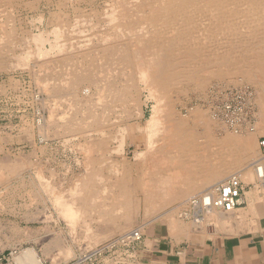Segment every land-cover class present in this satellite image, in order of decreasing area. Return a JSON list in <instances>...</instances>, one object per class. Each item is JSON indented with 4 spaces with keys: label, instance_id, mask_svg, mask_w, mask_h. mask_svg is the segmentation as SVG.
I'll return each instance as SVG.
<instances>
[{
    "label": "bare ground",
    "instance_id": "6f19581e",
    "mask_svg": "<svg viewBox=\"0 0 264 264\" xmlns=\"http://www.w3.org/2000/svg\"><path fill=\"white\" fill-rule=\"evenodd\" d=\"M16 1L0 0V6L11 7ZM62 1L56 0L57 11L49 18L50 22H56L55 45H52L59 54L51 56L52 48L45 49L39 52L41 64L35 59L31 62L32 67L37 65L47 70L43 80L45 99H59L60 112L53 111L50 104L48 117H38L35 126L30 122L25 130L36 128L41 138L59 134L66 140L75 139L77 149L84 154L77 159L84 171L76 179L72 177L76 182L69 194V188L66 190L68 195L62 194L65 189L61 192L65 200L61 201V213L69 225L96 239L88 243H96L116 229L124 232L116 240L128 241L141 234L140 226H130L142 203L148 215L177 203L172 209L168 207L154 215L155 218L166 215L170 223H176L172 220L174 208L177 211L184 203L192 204L198 196L201 204L206 205L203 210L208 214L206 217L213 216L216 210L228 211L213 206L211 200L215 186L234 175L229 173L230 166H242L253 160L256 175L261 178L264 174L262 156L256 157L253 150L255 134L241 131L233 134L238 130L231 123L234 132L231 129L219 136L218 130L224 126L215 117L211 118L205 107L180 112L175 105L189 89L201 93L214 79L253 84L263 89V96L259 97L264 102V0H106L102 16L93 11L96 21L84 26L90 29L89 33L77 35L75 40L71 38L73 41L66 39L64 27L68 28L65 24L70 21ZM9 21L8 13L0 20V58L8 46L18 41L17 37L21 38L17 36L14 20ZM50 75L56 80L48 83ZM146 111H150L149 116ZM261 113L257 131H264V104ZM132 133L137 141L129 156L127 136ZM134 163L140 166L138 177ZM33 166V163L27 166L24 161L0 164V184ZM40 167L34 168L44 183L39 187L53 192L57 183L49 179L56 172L50 170L45 176L40 173ZM218 168H222L223 175L215 179ZM199 174L206 177L207 185L194 194L188 183ZM3 206L0 201V207ZM27 212L24 220L31 218V211ZM197 219V216L193 219L194 223ZM80 221L85 224H79ZM101 225H108L110 231L93 230ZM101 250L95 248L76 262H83ZM71 252L65 248L62 254L69 256ZM17 255L15 261L20 264H40L32 247L23 248Z\"/></svg>",
    "mask_w": 264,
    "mask_h": 264
},
{
    "label": "rangeland",
    "instance_id": "374dc122",
    "mask_svg": "<svg viewBox=\"0 0 264 264\" xmlns=\"http://www.w3.org/2000/svg\"><path fill=\"white\" fill-rule=\"evenodd\" d=\"M55 2L56 0H31V2L26 4L18 0L11 7L6 6V4L0 6V13H2L0 14L2 15L0 16V20L8 13L9 22L11 23V20H14L16 32H18L17 36H21V38L17 37V44L8 46L0 58V164L24 161L29 166L30 163H33L35 167L41 166L40 168L42 170L40 173L45 176L50 173V170L55 171L54 177H51L49 180L50 182L57 183V188L53 192L41 189L39 186H44V183L36 176L34 172L35 167L33 166L31 170L26 168L20 174L12 175L6 182L2 183L3 186L0 184V190H4H2V193L0 192L3 197L0 201H3L5 206L0 207V264H18L19 262H17L18 260L14 256L19 254L23 248L25 249L27 247H32L40 264H94L102 257V254H104L103 251L108 248L106 246L109 242L120 241L123 244L130 243L129 240H116L118 238L117 236H120L124 232L117 233L116 235H112L113 232H111L109 235L97 240L96 243H88L90 239L91 242H94L96 239L92 238L91 235H86L87 232L83 229H74L69 225L70 222L68 223L61 213V201H65L61 198V192L64 189L68 191L69 188V194L70 188L76 182V175L84 171L83 166L77 162V159L83 158L84 154L77 149L76 143H74L75 139L73 140L71 138L70 141V137H66L69 140L64 139L68 143H63L64 139L59 134H50L49 138H41L36 128H30L29 131H27L28 129L25 130V127L30 122L35 126V123L39 119L38 117L41 119L43 116V118L48 117L50 104L54 107L53 111L56 109L57 112H60L58 103L61 102L59 99H50V101L45 99L47 95L43 90V80L46 77L45 75H47V70L43 67L41 69L37 65L35 67L31 66L33 59L41 64L43 61L40 57L42 50L52 48L51 56L59 54L57 53V47L54 46L55 37H53L56 35V22L52 23L49 21L51 14L57 11ZM62 3L64 5L62 7L63 11L66 12L70 21V23L65 24L68 28L64 27L66 39L73 41V39L75 40V36L89 33L87 31L90 29H87V27L85 29L84 26L96 21L93 16V11L101 15L106 0H63ZM73 7L77 9L76 12ZM94 7L97 10L96 8L93 9ZM83 18L87 19L82 20ZM75 19L80 20V23H76ZM89 20L91 21L89 22ZM82 29L83 31H81ZM44 36L46 37L45 39ZM71 38L73 39L71 40ZM34 55L35 57H33ZM55 69H59V67H55ZM52 76H49L50 80L48 83L56 80ZM215 81L217 80H211V83L204 89L205 91H201V93L200 91L196 92L193 89H189L188 94L180 100V105L176 104L175 108L183 112L184 109L190 110L200 106L204 109L205 107L206 112H208L207 114L209 115L210 112V117H215L225 127V130L223 127L218 130L219 132L217 131L219 136L226 133L225 131L232 129L231 123L237 127H234L236 129L235 131L238 130V132L233 134H241V132L248 134L249 132H254L253 150L255 151L256 157H261L262 152L259 146V139L264 136V131H257V127L260 122V116L262 115L261 108L264 104L259 97L263 96V89L243 80L235 82L229 80ZM260 90L261 93L259 92ZM59 107L62 109L61 106ZM149 114L150 111H146V116H149ZM58 117L56 115V118ZM255 122H257V125ZM21 126H24V129H21ZM231 131L234 132L233 129ZM246 131L247 133H245ZM127 140L128 146L131 147L126 151V154L132 156L133 152L131 149L136 146L137 141L135 134H129ZM139 143L141 144V142ZM65 147L69 150H66ZM134 169L135 175L138 177L141 173L138 163H134ZM231 174L235 175V173ZM72 177L75 179H72ZM30 179H33L34 182ZM65 191L62 194L66 196L68 194ZM141 196L142 194L140 193L139 197L141 198ZM190 205V201L184 203L183 206L181 205L172 218L174 219L176 216L180 220L185 218H191L193 220V216L190 214L191 217H189L188 213ZM168 207L172 209L174 206L169 205L165 209L162 208L159 212L163 213ZM27 211H31V215H29L31 220L29 218L24 220L23 218L28 213ZM159 212L156 214L149 213L148 215L142 203V207L134 216L130 228L140 226L139 221L141 220L142 224L154 220L156 215H159ZM206 214L203 212V216L196 215L199 217L196 223L198 224L199 221H203L202 217L205 218ZM79 224L83 225L85 223L80 221ZM93 230H100L102 232L103 230L106 232L110 231L108 225H101V227L94 228ZM100 240L101 242H99ZM64 245L65 247H63ZM65 248H69L72 251L69 256L62 254ZM95 248H102V250L96 254L94 253L95 255L91 259L88 258L83 262L77 263L78 257L80 258L81 256L90 254Z\"/></svg>",
    "mask_w": 264,
    "mask_h": 264
},
{
    "label": "crops",
    "instance_id": "0c3cea01",
    "mask_svg": "<svg viewBox=\"0 0 264 264\" xmlns=\"http://www.w3.org/2000/svg\"><path fill=\"white\" fill-rule=\"evenodd\" d=\"M261 163L264 170V157ZM231 166L229 173L238 175L242 187L235 208L216 210L198 224L176 216V223L164 217L143 224L141 220L139 241L129 245L114 242L94 264H264V174L261 178L256 175L253 160L243 167ZM222 175V168L216 169L215 179ZM188 184L194 194L199 193L206 188V177L199 174ZM191 206L189 217L195 213ZM173 212L177 213L175 208ZM194 213L191 216L195 217ZM117 233L120 230H114L112 235Z\"/></svg>",
    "mask_w": 264,
    "mask_h": 264
},
{
    "label": "built area",
    "instance_id": "2783aa9c",
    "mask_svg": "<svg viewBox=\"0 0 264 264\" xmlns=\"http://www.w3.org/2000/svg\"><path fill=\"white\" fill-rule=\"evenodd\" d=\"M259 146L262 152V159L264 157V136L259 139ZM241 193V183L238 177L235 175L229 177L226 181H223L215 186V196L211 200V204L215 207L222 208L224 210H232L238 205V200ZM201 197H196L192 202V208H194V215L198 216L199 212H203L206 209V205H202ZM211 204H207L211 205ZM141 237V234L138 238L128 239L130 242L138 240ZM98 253V252H97ZM96 254V253H95ZM93 254V255H95ZM92 255V256H93ZM92 256H89L91 259ZM88 259V258H87Z\"/></svg>",
    "mask_w": 264,
    "mask_h": 264
}]
</instances>
